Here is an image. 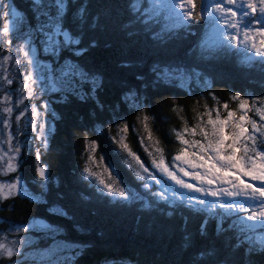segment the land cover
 Masks as SVG:
<instances>
[{"label": "snow or ice", "instance_id": "obj_1", "mask_svg": "<svg viewBox=\"0 0 264 264\" xmlns=\"http://www.w3.org/2000/svg\"><path fill=\"white\" fill-rule=\"evenodd\" d=\"M70 3L71 0H31L35 23L25 25L24 17L17 15L8 0H0V18L5 20L0 48L11 45L13 39L23 41L15 46V55L9 47V54L0 60V176L15 174L0 182V201L21 196L44 202L42 197L48 191L45 168L36 167L38 183L30 191L19 173L21 158L36 147L34 142L47 147L50 121L56 118L54 103H66L69 98L95 100L104 87L102 75L84 62L85 56L98 46L94 37L86 38V32L99 25L100 14L90 17L87 5L79 0L69 15ZM116 10L125 37L142 46L145 56H153L150 61H138L137 66L144 67L134 74L139 86H125L118 97L117 106L124 104L129 111L144 109L143 91L148 87L175 86L178 82L183 88L193 80L201 84L197 61L205 56H235L246 64L264 66V0H201L198 8L193 0H120ZM178 36H193L195 40L187 50H173L171 46ZM17 78V87H6ZM206 85L205 80L201 92ZM229 98L235 102L234 108L218 101V107L205 105L204 111L196 115L197 123L192 127L184 124L175 132L180 147L167 161L158 142L152 151L144 147L148 161H142L124 137L120 138L122 151L136 167L127 160L125 163L133 169L143 191L121 186L123 181L116 179L112 165H104L105 157L97 164L92 155L97 148L95 141L90 145L89 164L103 166L108 179L90 167L83 168V178L97 192L122 205L140 202L144 208L163 211L161 202L170 209L179 202L193 214L203 213L198 232L206 234L209 223L214 221L215 232L226 238L228 253L243 247L249 259L244 261L242 253V264H252V255H264V95L246 92L242 96L235 92ZM212 99L216 101L215 96ZM97 106L103 108L99 101ZM197 136L200 139L192 138ZM147 139L152 141L150 133ZM39 156L37 147V160ZM148 162L154 171L146 167ZM49 212L68 218L58 207L49 208ZM9 225L16 234L25 232L20 224L13 226L9 221ZM27 229L50 234L51 245L37 259L28 249L38 246L27 235L10 241L6 236L0 238V258L8 264H73L74 257L81 254L82 243L57 239L61 229L44 219L31 218ZM184 240L185 249L192 246L188 237ZM216 255L212 264H231L227 256ZM200 256H207L205 250L193 254L186 264H197Z\"/></svg>", "mask_w": 264, "mask_h": 264}, {"label": "trees", "instance_id": "obj_2", "mask_svg": "<svg viewBox=\"0 0 264 264\" xmlns=\"http://www.w3.org/2000/svg\"><path fill=\"white\" fill-rule=\"evenodd\" d=\"M196 1L199 3V0ZM19 2H16L19 8L30 13L28 4L20 5ZM78 2L71 0L69 15ZM83 2L89 9L90 17L100 14L99 25L86 32V38L94 37L98 46L85 56L84 62L102 75L104 87L97 92L95 100L81 102L69 98L66 103L53 104L57 119L53 121L48 151L42 156L49 173L48 193L43 203L20 197L0 201V233L10 237L9 221L24 225L31 218H43L61 229V240L83 244L82 257L75 264H100L108 258H121L132 264H186L201 249L205 250L207 256H200L197 264H212L218 258L217 253L219 257L227 256L231 264H242V253L243 260L247 261L249 256L243 247L228 253L226 238L215 232L214 221L209 223L206 234L198 232L203 213L193 214L179 202L171 209L161 202L163 211L144 208L140 202L122 205L97 192L83 178L84 167L103 170V166L90 165L88 161L91 142L95 141L97 148L92 155L97 164L102 156L105 157L104 165L112 164L129 187L143 191L133 171L125 163L126 156L121 150L117 133L127 126L125 134L128 145L144 161H148L147 154L137 143L143 129L141 117L146 115L152 134L160 141V147L165 149V156L169 160L180 147L175 140V132L181 130L184 124L192 127L198 122L193 118L195 112L191 113V108L212 104V98L195 94L194 89L187 97L185 91L175 85L146 88L143 91L145 107L142 111H129L124 104L117 106L118 97L125 86H139L134 74L143 71L144 67H138V61L142 58L150 61L153 56H145L144 48L128 40L120 30V16L116 10L120 0ZM194 40L193 36H178L171 47L184 51ZM124 63L131 66L121 67ZM197 71L201 72V79L211 80L209 91L216 101L229 102L230 93L235 92L264 95V68L258 67V64L248 65L241 58L238 62L234 56H205L197 61ZM97 101L103 108L97 106ZM192 138L200 139L199 136ZM146 166L152 170L150 162ZM31 170V162L28 161L23 170L24 176L28 177L29 172L33 174ZM32 177L25 180L30 184ZM92 183L95 185L94 180ZM53 205L65 211L68 218L50 213L49 208ZM168 212L172 215H168ZM117 214L122 215L115 217ZM27 235L32 239V244L38 246L28 250L44 251L49 246V240L43 239L39 231H29ZM124 236L127 239L121 238ZM118 237L121 239L118 240ZM185 237L192 244L186 249ZM250 259L252 264H264V255L254 254Z\"/></svg>", "mask_w": 264, "mask_h": 264}, {"label": "rangeland", "instance_id": "obj_3", "mask_svg": "<svg viewBox=\"0 0 264 264\" xmlns=\"http://www.w3.org/2000/svg\"><path fill=\"white\" fill-rule=\"evenodd\" d=\"M17 1H20L19 3H20V5H24V4H28V7H29V9L31 8L32 10L30 11V13H26L24 10H22L21 8H19V6H18V4H16V2ZM8 2H9V4L10 5H12L13 6V8H14V10L16 11V13H17V15L18 16H23L24 17V24L25 25H27V24H29L30 22L31 23H35V21L33 20V12L35 11V8L32 6V4H31V0H8ZM201 3V0H199V3L197 2V5H196V7L198 8L199 7V4ZM193 4H194V0H193ZM195 5V4H194ZM9 11L11 12L12 11V9L10 8L9 9ZM5 22V20L3 19V18H0V32H2V30H3V23ZM23 41L22 40H15V39H13L12 40V43H11V45H4L2 48H0V60H2V58H3V55H6V54H9V52L7 51V49L9 48V47H11L12 48V55H15V52H14V49H15V46L18 44V43H22ZM43 58L44 59H46L47 57H46V55L45 56H43ZM234 58L235 59H238V62H239V58L238 57H235L234 56ZM12 63H14V60L13 61H10V65L12 64ZM249 65V64H248ZM258 67H262V68H264V66H261V65H259L258 64ZM11 70V69H10ZM21 71H23V69H21ZM0 75H2V73H0ZM207 81V85H206V90L205 91H203V92H201L200 91V87L202 86V84H203V81ZM200 81H201V84H196V82H195V80H193L192 82H190V84H188V85H186L185 87H183V88H181L180 86H179V84H178V82H177V87L178 88H180L181 90H184L185 91V94H186V96L187 97H189L190 96V92L192 91V89H194V90H196V92H195V94L197 93L198 95H202V97L204 96V95H206L207 97H210V98H212V96H213V94L211 93V95H209V88H210V85H211V80L210 79H207V78H205V79H201L200 78ZM18 83H19V78H17L16 80H14V83H13V85H11V86H6V87H11V88H15V87H17L18 86ZM211 90V89H210ZM246 93V92H245ZM244 93V94H245ZM243 94V95H244ZM252 95H254L253 93H251ZM3 95V93L2 92H0V96H2ZM242 95V96H243ZM54 96H56V95H53L52 96V99L53 100H55L53 97ZM13 98H15V97H13ZM219 103H225V102H221V101H218ZM227 103H229V106L230 107H235V102H232L230 99H229V102L228 101H226ZM25 103H30V101H25ZM213 106H216V107H218V103H217V101H214L213 99H212V104H211V106H208L209 108H212ZM0 107H2V105H0ZM52 108H53V105H52ZM54 110V109H53ZM204 111V107L202 108H197L196 106L195 107H192L191 108V113H193V112H195V114H194V117L193 118H196V115H197V113H202ZM222 111V114H223V110H221ZM214 114V113H213ZM250 115H251V113H250ZM146 115H144L143 117H141V124H142V127H143V129H142V133H141V135L138 137V139H137V143H138V145H140V147L139 148H141L143 151H144V147H147L148 149H149V151H152L153 150V148L156 146V142H158V143H160V141L152 134V132H151V128H150V126L147 124V120L145 121V119H144V117H145ZM55 119H57V116H56V118ZM50 124H51V126H52V130H51V132H50V135H49V137H48V144H47V147L49 146V142H50V138H51V136H52V133H53V121H50ZM145 124H147V127H148V131L146 132L145 131ZM15 125H14V122H13V127H14ZM29 131H30V129H29ZM118 131H116V133H117ZM138 133V132H137ZM149 133L151 134V137H152V141L150 142L148 139H147V137H148V135H149ZM138 134H140V133H138ZM117 136H118V141H119V143H120V138L121 137H124V142L125 143H127V141H126V134H125V132L124 131H121V132H119V133H117ZM143 139V147L141 146V140ZM35 144H36V147H33L32 148V150L30 151V152H28V153H26L22 158H21V167L19 168V173H20V175L23 177V180L25 181V185L27 186V187H29V190L30 191H33L32 190V188H34V185L35 184H37L38 183V177L36 176V171H35V169H36V167L37 166H40V167H44L45 168V170H46V173H47V176H48V169H47V167H46V165H45V163L42 161V156L48 151V149H47V147H42V146H39V142H34ZM128 144V143H127ZM129 146V148H130V150H132L131 149V147H130V145H128ZM159 146H160V144H159ZM37 147H39V153H40V156H39V160H37L36 159V150H37ZM122 150V149H121ZM163 150H165V149H163ZM134 152V151H133ZM125 153V152H124ZM136 153V152H135ZM137 155L139 154V153H136ZM125 156H126V159L125 160H127L128 161V163H132L133 164V168H135L136 166H135V164H134V162L133 161H131V159L130 158H128L127 157V154L125 153ZM139 156V155H138ZM141 158V160L142 161H144L143 159H142V157H140ZM143 158H144V156H143ZM165 158H166V156H165ZM166 160H167V158H166ZM28 161H30L31 162V167H32V170L31 171H33V174L31 173V172H29V176H33L29 181H30V184H29V182H27L25 179H27L28 177H26V176H24V173H23V170H24V168H25V164L28 162ZM112 165V164H111ZM128 165V164H127ZM112 167H114L113 165H112ZM147 167V166H146ZM132 171H133V169L132 168H130ZM90 170H92V171H97V172H99V173H101V174H103V176H104V178L107 180L108 179V174H106V173H103V170L102 169H97V170H95V169H92V168H90ZM111 170H114L116 173H117V177H116V179L118 180V181H123V179L120 177V175L118 174V172L114 169V168H112ZM134 173V172H133ZM15 177V174H8L7 176H0V182H5V181H7V180H9V179H12V178H14ZM50 181H49V177H48V180H47V184L49 183ZM52 183H54V180L52 181ZM124 184H126L124 181H123V184L121 185V186H123ZM128 184V183H127ZM126 184V185H127ZM129 187V186H128ZM130 188H133V187H130ZM47 189H48V187H47ZM47 193H48V191H47ZM47 193H46V195H47ZM17 197H20V198H23V197H21V196H17ZM42 200H44V197H42ZM33 201H35V202H41V201H36V200H33ZM51 207H58V206H56V205H53V206H51ZM50 207V208H51ZM59 208V207H58ZM122 215V214H121ZM120 214H117L115 217H120L121 216ZM123 215H125V214H123ZM37 219H43V218H37ZM31 222V221H30ZM30 222H28V223H30ZM47 222V221H46ZM1 223V222H0ZM28 223H26V224H22L21 226H23L24 228H25V232H22V233H19V234H16L15 233V229H14V227L10 230V225H9V223L7 224V227H8V231H9V235H10V237H7L5 234H3V233H0V238H3V237H7V239L10 241V240H12V239H17V238H19V239H23V237L25 236V235H27V232H29V230L27 229V224ZM49 223V222H48ZM13 226L14 225H16V224H12ZM31 231H37V230H35V229H33V230H31ZM81 230H79L78 232H80ZM25 233V234H24ZM39 233H41L42 235H43V239H44V237L46 238V239H48L49 240V243H48V245L50 246L51 245V236H50V234H46V233H43V232H39ZM22 234H24V235H22ZM65 235H67V233H65ZM20 236V237H19ZM28 236V235H27ZM60 237H61V234L57 237V239H60ZM28 238L32 241V239L28 236ZM121 238H124V239H127L125 236L124 237H121ZM121 238H117L118 240L119 239H121ZM45 239V240H46ZM121 242H122V240H121ZM129 242V240H127L126 241V243H128ZM28 251H30V252H32L33 253V255L34 256H36V258L37 259H39V254L40 253H43V252H45L46 250H44V251H41L40 249L37 251V252H35V251H33V249L32 250H28ZM81 251H82V249H81ZM82 253V252H81ZM79 257H82L81 256V254L79 255V256H76V257H74V262H73V264H75V262H78L81 258H79ZM0 263H3V264H8V261L6 260V259H3V258H0ZM132 264L131 262H129L128 260H122L121 258H118V260L117 259H105L103 262H101L100 264ZM26 264H32V261H27L26 262Z\"/></svg>", "mask_w": 264, "mask_h": 264}, {"label": "flooded vegetation", "instance_id": "obj_4", "mask_svg": "<svg viewBox=\"0 0 264 264\" xmlns=\"http://www.w3.org/2000/svg\"><path fill=\"white\" fill-rule=\"evenodd\" d=\"M194 1H195V5H196L197 1L196 0H194Z\"/></svg>", "mask_w": 264, "mask_h": 264}]
</instances>
